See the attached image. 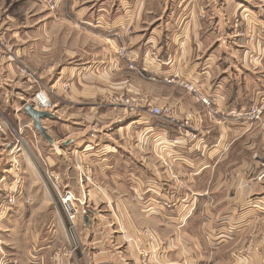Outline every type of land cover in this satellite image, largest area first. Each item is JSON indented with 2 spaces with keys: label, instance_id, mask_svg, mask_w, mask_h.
Listing matches in <instances>:
<instances>
[{
  "label": "crops",
  "instance_id": "obj_1",
  "mask_svg": "<svg viewBox=\"0 0 264 264\" xmlns=\"http://www.w3.org/2000/svg\"><path fill=\"white\" fill-rule=\"evenodd\" d=\"M25 6V0H16L6 18L0 13V57L17 54L10 59L16 65L0 67L1 77L14 74L25 54L57 60V68L67 65L63 83L76 91L102 89L112 77L121 82L127 75L133 94L174 98L177 106L169 108L175 121L183 123L189 115L191 128L183 134L194 139L184 142L177 125L148 113L103 119L102 128H81L56 115L43 120L52 139L49 144L35 135L44 178L52 171L65 187L77 188L72 170L85 162L105 193L88 195L102 208L84 209L77 249L70 248V257L56 256L58 246L69 243L56 200L37 195L25 206L21 189L15 207L0 213V264H144L131 240L156 249L161 264H264V135L257 132L264 115L252 122L244 117L264 98V0H60L56 19L39 18L28 29ZM120 47L135 70L123 62L114 71L112 58ZM148 47L152 58L144 57ZM42 72L45 87L63 84L54 82V70ZM149 73L160 75L156 84L146 80ZM171 76L195 79L215 95L209 116L183 89L163 83ZM10 90L0 78V93ZM184 109L191 113L182 116ZM72 130L82 133L72 136ZM174 139L183 143L172 144ZM250 144L256 148L250 150ZM159 152L179 183L155 163L152 154ZM9 174L18 176L14 168ZM3 180L0 169L1 193L13 188L12 178ZM33 216L41 222L31 224ZM141 231L150 232L154 243Z\"/></svg>",
  "mask_w": 264,
  "mask_h": 264
},
{
  "label": "rangeland",
  "instance_id": "obj_2",
  "mask_svg": "<svg viewBox=\"0 0 264 264\" xmlns=\"http://www.w3.org/2000/svg\"><path fill=\"white\" fill-rule=\"evenodd\" d=\"M15 1L16 0H0V13L3 14V18H6L8 15L7 13L13 9V3ZM19 1L20 0H18V2ZM29 1L25 0V3L27 4V6H25L24 13L26 29H28L29 26L36 25V22L39 18H44L47 21L57 18V10L50 11L38 0H35V3H31V0ZM50 27H53V25H48V31L50 30ZM54 30L55 29L53 28V31ZM56 36L58 41L61 40L60 33H57ZM13 52L10 51V54L8 52H2L4 56L2 55L3 57H0V67H5L8 63H13L16 65L15 62H11L10 60L17 55ZM126 53L128 52L126 51ZM154 56V52L151 51L150 47H148L147 53L144 57L152 58ZM114 60L118 61L117 50H115L114 52L112 62H114ZM56 63L57 60L49 59L48 61H46L44 59L31 57L28 54H25V61L21 57L20 62H17V66H14V74L7 77L0 76L2 81H4L5 83L8 82L11 85L10 91H3L0 93V169L4 178L3 181L9 182L8 177H10L12 178L11 183H13V186L11 185V187H13L11 190L9 189L5 193L0 192V213L6 214L9 209L11 210L13 207H15V201L21 189L23 194L20 195V199L22 202H25V206L29 204L27 199L30 197H34L37 195L52 196L57 203V212L60 222H63L65 228H67L69 242L68 245L65 243L62 246H58L61 250L59 252H54V254L56 256L70 257V248L74 251L73 248L77 249L78 245L76 241V232L79 226H81L79 225V216L85 213L84 209H86V207L89 208L94 205L97 209L102 208L101 205L94 203L96 202V197L89 196L88 193L94 192L101 197H104L105 193L103 189L100 188L99 183L95 181V179L93 180L91 176V169L85 162L77 165L76 168L72 170L74 171L72 174H75V177L78 181L77 188L73 186L65 187L60 175H54L52 171L47 173V176L44 178V173L40 171V167H42V158L40 157L41 154H38L40 145L37 143V137H39L40 140V136L33 130L31 122L28 123L30 118L28 119V121H25V119L24 121H20V117L15 113V111L19 110L23 114V107L26 104H31L39 111H46L51 113L52 115L61 116L65 119L71 120L75 124L80 125L81 128L82 126L84 128L90 127L92 125L102 128L103 126L101 121L103 119L109 122H116L131 116L140 115L141 113H148V109H151L152 107H159L162 110L171 111L169 107L177 106V101H175L174 98L172 99L170 96L151 98L144 94H133L127 89L128 82L130 81V76L128 77L127 75L124 76L125 78H123L121 82L117 81V78L112 77L111 79H109L110 86L103 87L102 89L96 88L89 91L80 87V90L76 91L71 89V87H69V85H66V83H63V81H67L68 79L69 67L63 64L62 66H58L57 68V66H55ZM124 63L128 66V63ZM42 64L43 66H41ZM47 68L52 69L54 70V73H57V75H54L57 77V79L55 77L54 82L61 81L63 84H58L57 87L53 84L49 87H45L42 84V76L44 74L42 70ZM117 68L114 71L121 70ZM144 72L146 73V71ZM159 76V74L149 73L146 76V80L152 84H156V80ZM175 78L183 81L195 82L196 84H198L196 81H194L195 79H183L178 76H171L168 78H163L162 81L166 85L176 86L183 89L184 93L187 95L190 101L196 105H201L206 110V113L209 116L208 111L212 112L213 106L211 109L206 108L201 103H199V101H197L194 95L189 93L183 87L166 82L167 79ZM210 93L212 92L210 91ZM37 97H40V99L44 98L47 101L46 107H42L40 105V101ZM184 110L186 111L183 114L181 113L182 116L187 113H191L188 112L187 109ZM249 111L250 109L246 111L244 115ZM189 117V115H186L184 117V124L189 122ZM261 117L254 121L262 120ZM210 122L215 123L212 120H210ZM257 126V132L264 135V122L260 121ZM187 127H189V129L191 128L189 123L187 124ZM207 129L208 131L211 130L210 127ZM60 132L61 130H58L55 134L58 135L60 134ZM80 133H82V131L74 132V130H72V136L81 135ZM248 147L250 150H254V148H256L254 144H250ZM152 155L154 157L155 163L162 167V170H167V168H169L167 167L166 161H170L165 154L160 153L158 155ZM251 157L253 159L260 158L257 154H252ZM62 164L66 165L67 163L63 162ZM12 165L14 166L15 173L18 174V176H16L15 178L10 174V176L8 175L9 170L12 169ZM20 168L25 169V174L23 173V171L21 174L18 172V169ZM262 170L264 173L263 168ZM166 175L167 179L179 183L180 180H178V178L176 177L178 176V174L174 169L171 168V170H167ZM22 179L23 181L25 179V182L22 183ZM4 183L5 182H3L2 184ZM0 188L2 189V187ZM76 191L78 192L76 193ZM66 192H69L72 195V198L75 200H73L72 203V211L74 213L72 214V216H68L67 214H65L64 208L62 206L61 199H63V196ZM12 196L15 201L11 206H9V204H6V198ZM116 213L117 212H113V214L115 215ZM36 217L33 216L31 224L33 223V225H36L41 222ZM27 223H29V221H27ZM46 225H50V223H46ZM140 233L142 236L147 237L148 242H150V238H153V235L148 231H141ZM153 241H155V239ZM139 258L142 260L141 257ZM155 260L151 257L143 263L161 264L159 256H156Z\"/></svg>",
  "mask_w": 264,
  "mask_h": 264
},
{
  "label": "built area",
  "instance_id": "obj_3",
  "mask_svg": "<svg viewBox=\"0 0 264 264\" xmlns=\"http://www.w3.org/2000/svg\"><path fill=\"white\" fill-rule=\"evenodd\" d=\"M38 1L41 2L50 11H54V10L56 11L58 9L59 3H60V0H38ZM116 50H117L118 61L114 60V62H112L113 68H117L121 62H126V63H128L127 68L129 70H134L133 59L126 53L125 48L120 47ZM166 82L169 84H176V85L183 87L189 93L194 95L196 97L197 101H199V103H201L203 106H205L208 109L212 108L214 100H215V95L213 93L205 92L203 90V88H201V86L196 84L195 82L183 81V80H180L178 78L167 79ZM37 98L40 101V105L42 107H46L47 101L44 98L43 99H40V97H37ZM127 103H128V101H127ZM36 110H38V109H36ZM148 114L151 115L152 117H154L158 120L164 121L170 125H177V132L180 135L184 136V142L189 143L194 139V137H192L190 135L183 134V131L186 129L188 122L185 124H184V122L183 123L176 122L175 117L171 111L162 110L159 107H157V108L152 107L151 109L150 108L148 109ZM263 114H264V98H262L254 106H252L250 108V111L247 112L244 115V117L247 121L251 122V121H254L256 119H259ZM180 142L183 143V141H180L179 139H174V141H172V144H179ZM166 163H167V167H169V168H167V170H171V168H172L171 163L168 161H166ZM12 168H14V166ZM262 168L264 169V163L262 164ZM262 174H264V173H262ZM262 176H260V178H262ZM73 200L74 199L72 198V195L69 192H66L65 195L63 196V199H61L62 206L64 208V212L68 216L69 215L72 216V214H74L72 211ZM14 201L15 200H14L13 196L6 198V204H9V206H11L14 203ZM140 235H141V233H140ZM149 240H150V242H149L150 244L154 243L153 238H150ZM135 241L131 240V242L133 243V246L136 250L137 255L142 258V262L147 261L151 257L154 258V260H155L156 256L158 257V253H157L156 249L150 250L148 247H143V248L139 247Z\"/></svg>",
  "mask_w": 264,
  "mask_h": 264
},
{
  "label": "water",
  "instance_id": "obj_4",
  "mask_svg": "<svg viewBox=\"0 0 264 264\" xmlns=\"http://www.w3.org/2000/svg\"><path fill=\"white\" fill-rule=\"evenodd\" d=\"M23 114L30 118L31 120V124H32V128L35 132H37V134L43 139L45 140L47 143L51 144L52 143V139L51 137L47 134L45 128L42 126L41 122L43 120H49V119H53L54 116L46 111H39L36 110L33 105L31 104H26L23 109H22ZM67 145V143L65 144ZM84 222H87V218H84Z\"/></svg>",
  "mask_w": 264,
  "mask_h": 264
},
{
  "label": "bare ground",
  "instance_id": "obj_5",
  "mask_svg": "<svg viewBox=\"0 0 264 264\" xmlns=\"http://www.w3.org/2000/svg\"><path fill=\"white\" fill-rule=\"evenodd\" d=\"M13 155V154H12Z\"/></svg>",
  "mask_w": 264,
  "mask_h": 264
}]
</instances>
